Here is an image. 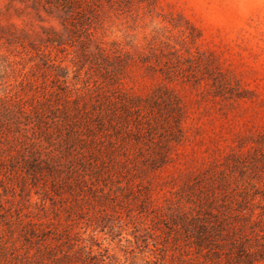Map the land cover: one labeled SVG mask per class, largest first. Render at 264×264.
Wrapping results in <instances>:
<instances>
[{"label": "rangeland", "instance_id": "374dc122", "mask_svg": "<svg viewBox=\"0 0 264 264\" xmlns=\"http://www.w3.org/2000/svg\"><path fill=\"white\" fill-rule=\"evenodd\" d=\"M51 6L0 0V96L27 99L50 86L94 92L89 63L79 71V57L100 59L103 49L108 67L135 60L119 85L142 97L155 93L154 119L173 124L168 104L179 101L182 129L132 132L131 194L116 203L72 206L73 197L46 196L0 165V264H57L54 257L67 252L83 258L84 248L101 264H203L175 219L181 204L194 207L182 195L187 181L207 185L222 204L224 195L240 200L246 190L254 208H264V0H131V9L107 6L64 22ZM38 46L61 67L43 66ZM162 133L172 137L166 164L142 172ZM213 172L216 179H206Z\"/></svg>", "mask_w": 264, "mask_h": 264}, {"label": "trees", "instance_id": "16d2710c", "mask_svg": "<svg viewBox=\"0 0 264 264\" xmlns=\"http://www.w3.org/2000/svg\"><path fill=\"white\" fill-rule=\"evenodd\" d=\"M107 6L131 9V0H52L47 11L52 13V8L57 9L64 22L72 20L76 13L104 14ZM37 51L43 66L61 67L50 51L41 46ZM101 53L100 59L86 52L79 57V71L89 63L86 74L97 88L94 92L90 88L80 90L77 87L75 94L70 95L66 90L55 91L50 86L27 99L0 96L1 167L9 175L21 177L26 187L28 181L40 187L46 196L73 197L72 206H79L86 199L101 204L105 201L116 203L121 195L131 194L133 131L145 136L158 129L169 132L172 126L178 132L182 129L179 101L168 104L173 124L166 118L154 119L151 115L156 105L155 93L142 97L119 85L130 61L135 63V60L121 59L118 66L108 67L105 62L110 55L103 49ZM141 60L145 58L141 56ZM161 71L166 78L173 79V74ZM165 135L157 137L159 146L154 158L142 163V172L166 164L165 158L172 150V137ZM216 173L208 174L206 179H216ZM198 181H187L182 187L183 197L193 201L194 207L181 204L176 209L175 219L193 238L192 246L202 256V263L264 262V208H254L255 197L246 190L240 200L224 195L229 196L228 203L222 204L219 194H209L207 185H200ZM144 190L145 201L150 204L151 189L146 186ZM221 205L224 208H219ZM31 234L36 238L41 236L37 229ZM50 245L44 244L45 249L50 251ZM53 261L57 264H101V260L85 248L83 258L67 252L55 256Z\"/></svg>", "mask_w": 264, "mask_h": 264}]
</instances>
